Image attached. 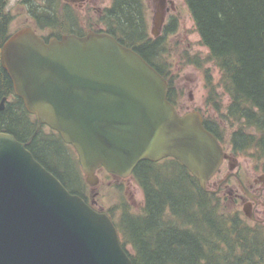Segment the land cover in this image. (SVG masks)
Here are the masks:
<instances>
[{
  "label": "water",
  "instance_id": "1",
  "mask_svg": "<svg viewBox=\"0 0 264 264\" xmlns=\"http://www.w3.org/2000/svg\"><path fill=\"white\" fill-rule=\"evenodd\" d=\"M1 66L37 128L27 142L0 132V264H133L111 217L72 194L29 150L44 125L74 147L92 187L99 169L128 178L143 161L173 158L206 190L230 159L203 115L181 116L165 77L109 33L46 43L24 29L2 48ZM243 211L255 219L250 202Z\"/></svg>",
  "mask_w": 264,
  "mask_h": 264
},
{
  "label": "trees",
  "instance_id": "2",
  "mask_svg": "<svg viewBox=\"0 0 264 264\" xmlns=\"http://www.w3.org/2000/svg\"><path fill=\"white\" fill-rule=\"evenodd\" d=\"M184 1L201 44L208 49L205 60L186 52L187 62L205 75L209 113L204 114L205 127L230 155L237 159L250 156L264 169V0ZM145 9L144 0H113L107 31L167 79L168 99L179 108L183 91L177 88L176 77L156 62L164 58V38L175 32L177 17H171L164 36L153 39L146 32ZM3 35L0 25V38ZM207 62L220 70L218 83L205 69ZM218 87L228 96L227 101ZM3 97L9 100L0 109V132L27 142L36 131V118L15 95L11 78L0 64V101ZM56 143L68 148L73 163L65 162L62 147ZM28 148L72 194L90 201L77 155L58 133L46 135L41 130ZM55 158L60 159L59 165L52 163ZM133 179L142 191L143 205L135 210L123 195L118 217L106 211L133 264H264V224L250 223L237 208L220 207L219 196L204 191L179 161H143ZM117 187L123 191L122 186Z\"/></svg>",
  "mask_w": 264,
  "mask_h": 264
},
{
  "label": "rangeland",
  "instance_id": "3",
  "mask_svg": "<svg viewBox=\"0 0 264 264\" xmlns=\"http://www.w3.org/2000/svg\"><path fill=\"white\" fill-rule=\"evenodd\" d=\"M173 1L177 7V10L175 12H172L171 15L177 17L178 24H176L175 32L166 35V37L164 38V46L166 48L164 54L162 55L164 58L156 60V62L158 64L164 65L168 69V74L176 77L175 84L178 89L183 91V94H180L179 112L181 114H184L189 111L198 110L201 113L208 115V108L205 105V75L201 69L195 68L194 65L189 64L186 59L187 56H189L187 53H189L192 57L197 55L198 57H201L202 60H205L208 57V49L201 44V38L196 31L193 18L188 7L185 4V1ZM110 3H112V0H109V6ZM146 4L150 22L148 35L154 39L151 30L153 27L152 19L154 18L156 12L157 3L155 0H147ZM178 12H181L180 16L178 15ZM166 25L170 26V20L166 21ZM162 36H164L163 33L159 37ZM205 64V69H207L213 76L215 83H218L221 77L220 70L211 62H207ZM218 92L223 95L224 101H227L228 96L223 94V90L221 87H218ZM43 131L46 135L52 132V130L48 127H44ZM56 145L62 147V155L65 162L67 161L68 163H73L74 161L72 160V155L68 151V148H65L60 143H56ZM72 150L73 149L70 148L71 152ZM73 152L75 155L74 150ZM52 163L54 165H59L60 159L55 158ZM72 166L74 170H76V164H73ZM262 170L264 169L261 163L257 165L250 156L242 155L238 158V166L235 169V173H238L240 178H242L245 183L251 184L253 183L256 176L260 175L263 172ZM229 172V163L225 162L222 168V173H220V175H217L216 178L212 180V182L215 183L223 180ZM98 176L100 178L99 184L96 187H91L87 184L86 194L89 199H92V195L95 194L94 200L96 201L95 206L97 209H102L110 213L112 212L115 217H118L120 214V211L118 209L121 205L123 195L125 196V199L129 201L131 207L135 210L143 205L142 191L134 181L133 177H129L127 179L117 178L104 170L99 171ZM74 184L76 183L74 182ZM117 186H122L123 191H119ZM228 186L229 188L233 189V193L242 194L240 190L237 192L238 186L236 180H232L228 184ZM208 188L210 190L216 189L214 188V186H210ZM232 196L233 195H230L228 193V190H223L218 197L220 201L221 199H224V202L221 201L222 204L220 207H223L224 209L225 205H227L228 207L238 208L241 210V216L244 218L242 212L244 203H242L240 200L234 201L232 199ZM226 199L229 201L226 202ZM116 206L118 207L114 209ZM258 216L264 217L261 215V213L258 214ZM127 248L130 252H132L131 246H128Z\"/></svg>",
  "mask_w": 264,
  "mask_h": 264
},
{
  "label": "flooded vegetation",
  "instance_id": "4",
  "mask_svg": "<svg viewBox=\"0 0 264 264\" xmlns=\"http://www.w3.org/2000/svg\"><path fill=\"white\" fill-rule=\"evenodd\" d=\"M146 1L147 0H144L145 3ZM155 1L157 3L156 11L160 4L164 5V30L166 21L171 20V14L177 10V7L172 0ZM112 5L113 0L110 6L109 0H0V25L4 27V35L0 38V64L2 48L7 40L15 33L24 29H31L46 43H49L52 39L62 40L66 36L85 37L90 32H108V22L111 16L109 10ZM178 15L180 16L181 12H178ZM145 18L148 23L146 32L149 34L150 22L147 4ZM152 21L153 27L151 32L153 34L154 18ZM3 99H6L4 104H2ZM3 99L0 101V109L5 108L9 97H3ZM229 157L230 159L225 160L224 163L228 162L229 167L235 166L236 168V166H238L237 159L230 154ZM220 173H222V169ZM220 173L217 175H220ZM216 176L214 178H216ZM212 180L209 182V187L214 186V188H216L214 190L215 194L220 195L223 190H228V193L233 195L232 199L234 201L240 200L242 203L246 204L249 200L242 191L239 181L242 180L249 191L254 194L253 211L257 216L256 222L264 223V219H261L264 217L258 216L260 213L264 216V184L260 183L258 176H256L251 184L245 183L238 173L232 174V172H229L223 180L215 183H213ZM232 180L237 181V192L240 190L242 194L233 193V189L229 188L228 184ZM94 199L92 195V200L90 201L92 206L96 208V201Z\"/></svg>",
  "mask_w": 264,
  "mask_h": 264
}]
</instances>
